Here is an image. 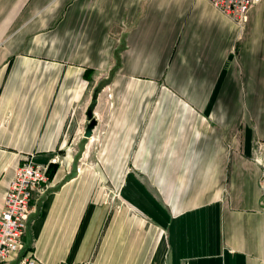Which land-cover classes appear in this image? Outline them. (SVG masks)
<instances>
[{"label": "crops", "instance_id": "0c3cea01", "mask_svg": "<svg viewBox=\"0 0 264 264\" xmlns=\"http://www.w3.org/2000/svg\"><path fill=\"white\" fill-rule=\"evenodd\" d=\"M105 74L120 209L71 142ZM24 157L45 264H264V2L239 28L207 0H0V216Z\"/></svg>", "mask_w": 264, "mask_h": 264}, {"label": "built area", "instance_id": "2783aa9c", "mask_svg": "<svg viewBox=\"0 0 264 264\" xmlns=\"http://www.w3.org/2000/svg\"><path fill=\"white\" fill-rule=\"evenodd\" d=\"M214 8L233 20L239 28L248 21L250 10L264 0H207ZM263 164V163H262ZM48 166L24 157L5 197L0 216V264H45L28 252L27 237L36 194L45 195L51 187ZM33 245V244H31Z\"/></svg>", "mask_w": 264, "mask_h": 264}, {"label": "rangeland", "instance_id": "374dc122", "mask_svg": "<svg viewBox=\"0 0 264 264\" xmlns=\"http://www.w3.org/2000/svg\"><path fill=\"white\" fill-rule=\"evenodd\" d=\"M109 75L95 76L91 87L79 110V120L76 123L73 134L72 146L75 152L74 162L79 167L88 164L96 169L94 173L100 177L101 202L116 209L123 208V184L114 185L111 173L99 167L98 148L102 144V138L107 130V122L111 108L109 99L108 82ZM91 114V117H89ZM79 171L80 168L77 167Z\"/></svg>", "mask_w": 264, "mask_h": 264}, {"label": "trees", "instance_id": "16d2710c", "mask_svg": "<svg viewBox=\"0 0 264 264\" xmlns=\"http://www.w3.org/2000/svg\"><path fill=\"white\" fill-rule=\"evenodd\" d=\"M49 171H50V167L48 168V172H47V174H48V176H49V178H50L51 173H50Z\"/></svg>", "mask_w": 264, "mask_h": 264}, {"label": "water", "instance_id": "95a60500", "mask_svg": "<svg viewBox=\"0 0 264 264\" xmlns=\"http://www.w3.org/2000/svg\"><path fill=\"white\" fill-rule=\"evenodd\" d=\"M89 117H91V114H89Z\"/></svg>", "mask_w": 264, "mask_h": 264}]
</instances>
